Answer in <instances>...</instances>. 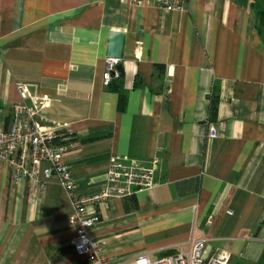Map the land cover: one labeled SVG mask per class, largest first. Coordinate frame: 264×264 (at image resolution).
<instances>
[{"label": "crops", "instance_id": "crops-1", "mask_svg": "<svg viewBox=\"0 0 264 264\" xmlns=\"http://www.w3.org/2000/svg\"><path fill=\"white\" fill-rule=\"evenodd\" d=\"M258 2L185 0L166 12L155 0H0V129L19 86L49 98L44 126L78 142L65 161L81 195L100 190L113 156L140 166L157 160L151 188L100 208L90 236L105 256L158 259L187 249L195 231L206 257L225 252L229 264H264ZM106 58L120 59L122 110L103 83ZM70 216L57 180L34 195L1 168L0 264H87L71 246Z\"/></svg>", "mask_w": 264, "mask_h": 264}, {"label": "built area", "instance_id": "built-area-1", "mask_svg": "<svg viewBox=\"0 0 264 264\" xmlns=\"http://www.w3.org/2000/svg\"><path fill=\"white\" fill-rule=\"evenodd\" d=\"M131 1L140 3V0ZM155 2L166 12L182 10L185 4V0ZM119 63V58H106L105 86L119 78L116 69ZM18 91L20 101L12 106L7 127L0 129V169L8 170L11 185L26 182L34 195L43 193L49 180L59 182L71 204V246L76 255L84 257L87 264H229L230 256L225 252L204 256L205 241L196 238L195 231L191 233L187 249L177 247L173 254L158 259H151L147 253L126 261L105 256L103 242L90 236V231L101 223L100 208L111 200L128 199L137 191L151 188L157 160L140 166L129 157L113 156L100 190L81 195L65 161V155L78 146L77 140L70 134H58L55 128L44 126L43 115L51 107L49 98L31 97L25 85L19 86ZM209 137H216L213 126L209 128Z\"/></svg>", "mask_w": 264, "mask_h": 264}, {"label": "trees", "instance_id": "trees-1", "mask_svg": "<svg viewBox=\"0 0 264 264\" xmlns=\"http://www.w3.org/2000/svg\"><path fill=\"white\" fill-rule=\"evenodd\" d=\"M237 1H245V0H237ZM260 18H259V23L261 24V26L264 23V14L260 13ZM258 23V24H259ZM121 75H119V78H117L116 80L112 81L111 83H109L108 88L114 92L118 93L119 99H118V109L122 110L124 107V95L121 91ZM218 89L217 87H213L210 98H209V120L213 121L216 117V113H217V104H218Z\"/></svg>", "mask_w": 264, "mask_h": 264}, {"label": "rangeland", "instance_id": "rangeland-1", "mask_svg": "<svg viewBox=\"0 0 264 264\" xmlns=\"http://www.w3.org/2000/svg\"><path fill=\"white\" fill-rule=\"evenodd\" d=\"M246 3H250L252 0H245ZM254 1V0H253ZM257 3V2H256ZM258 5H260V8L262 11H264V6L263 4H261L260 2H258ZM257 23H259V21H257ZM259 28L260 30L264 33V27L262 28L261 24L259 23Z\"/></svg>", "mask_w": 264, "mask_h": 264}, {"label": "water", "instance_id": "water-1", "mask_svg": "<svg viewBox=\"0 0 264 264\" xmlns=\"http://www.w3.org/2000/svg\"><path fill=\"white\" fill-rule=\"evenodd\" d=\"M117 71L119 72V73H121L122 72V68L120 67V66H117Z\"/></svg>", "mask_w": 264, "mask_h": 264}]
</instances>
